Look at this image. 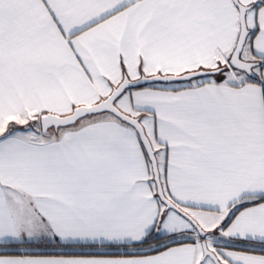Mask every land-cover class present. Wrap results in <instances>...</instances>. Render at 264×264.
<instances>
[{
	"label": "snow or ice",
	"instance_id": "obj_1",
	"mask_svg": "<svg viewBox=\"0 0 264 264\" xmlns=\"http://www.w3.org/2000/svg\"><path fill=\"white\" fill-rule=\"evenodd\" d=\"M0 264H264V0H0Z\"/></svg>",
	"mask_w": 264,
	"mask_h": 264
}]
</instances>
